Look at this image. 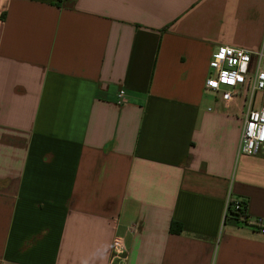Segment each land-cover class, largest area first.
<instances>
[{
  "label": "crops",
  "instance_id": "crops-1",
  "mask_svg": "<svg viewBox=\"0 0 264 264\" xmlns=\"http://www.w3.org/2000/svg\"><path fill=\"white\" fill-rule=\"evenodd\" d=\"M264 0H0V264H264V145L207 90ZM124 91V102L117 94ZM179 226L180 233L170 231Z\"/></svg>",
  "mask_w": 264,
  "mask_h": 264
},
{
  "label": "built area",
  "instance_id": "built-area-1",
  "mask_svg": "<svg viewBox=\"0 0 264 264\" xmlns=\"http://www.w3.org/2000/svg\"><path fill=\"white\" fill-rule=\"evenodd\" d=\"M256 61L251 65V53L232 47H218L208 62L210 75L205 80V88L219 93L223 101L242 99L246 113L243 120L239 152L253 156L264 145V69L260 67L261 53H255ZM124 91L117 94V104L124 102ZM242 209L241 202L228 195L224 203V220L229 211ZM246 215V214H245ZM238 223L250 226L264 234V220L250 222L248 217L240 215ZM126 260L124 243L115 238L112 242L111 262L122 264Z\"/></svg>",
  "mask_w": 264,
  "mask_h": 264
},
{
  "label": "trees",
  "instance_id": "trees-1",
  "mask_svg": "<svg viewBox=\"0 0 264 264\" xmlns=\"http://www.w3.org/2000/svg\"><path fill=\"white\" fill-rule=\"evenodd\" d=\"M241 206H242V209H239L237 212L229 211V216L227 218L235 224H237L239 222L238 218H237L239 216V214L240 215L242 214V215H244V217L245 216L247 217V215H245L246 214L245 205L243 203H241ZM170 231L173 233H180L181 229L178 225L176 227L172 225Z\"/></svg>",
  "mask_w": 264,
  "mask_h": 264
}]
</instances>
